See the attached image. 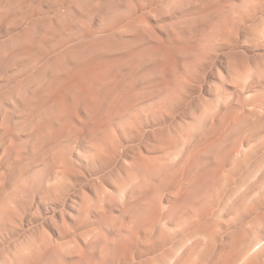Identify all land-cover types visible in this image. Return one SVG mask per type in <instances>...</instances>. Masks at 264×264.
<instances>
[{
    "label": "clouds",
    "instance_id": "1",
    "mask_svg": "<svg viewBox=\"0 0 264 264\" xmlns=\"http://www.w3.org/2000/svg\"><path fill=\"white\" fill-rule=\"evenodd\" d=\"M0 264H264V0H0Z\"/></svg>",
    "mask_w": 264,
    "mask_h": 264
},
{
    "label": "rangeland",
    "instance_id": "2",
    "mask_svg": "<svg viewBox=\"0 0 264 264\" xmlns=\"http://www.w3.org/2000/svg\"><path fill=\"white\" fill-rule=\"evenodd\" d=\"M227 179L226 176H221L220 180L221 182L223 183L225 180ZM241 182L240 181H237V184L239 185Z\"/></svg>",
    "mask_w": 264,
    "mask_h": 264
}]
</instances>
